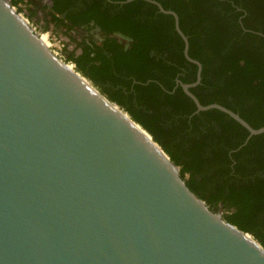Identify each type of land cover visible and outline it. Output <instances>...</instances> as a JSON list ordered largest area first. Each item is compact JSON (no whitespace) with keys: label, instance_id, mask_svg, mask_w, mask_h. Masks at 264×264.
I'll list each match as a JSON object with an SVG mask.
<instances>
[{"label":"water","instance_id":"1","mask_svg":"<svg viewBox=\"0 0 264 264\" xmlns=\"http://www.w3.org/2000/svg\"><path fill=\"white\" fill-rule=\"evenodd\" d=\"M0 264H264V244L0 0Z\"/></svg>","mask_w":264,"mask_h":264},{"label":"flooded vegetation","instance_id":"2","mask_svg":"<svg viewBox=\"0 0 264 264\" xmlns=\"http://www.w3.org/2000/svg\"><path fill=\"white\" fill-rule=\"evenodd\" d=\"M15 6L58 36L62 57L110 98L155 117L159 129L199 157V169L186 176L200 194L212 196L220 186L226 196L232 186L261 194L257 214L264 218V132L251 134L228 112L199 106L222 105L251 126L249 119L264 117V0H21ZM213 206L224 216L230 211L222 200Z\"/></svg>","mask_w":264,"mask_h":264},{"label":"trees","instance_id":"3","mask_svg":"<svg viewBox=\"0 0 264 264\" xmlns=\"http://www.w3.org/2000/svg\"><path fill=\"white\" fill-rule=\"evenodd\" d=\"M21 0H11L14 5H18ZM22 9V8H20ZM80 69V68H78ZM124 105V104H123ZM124 107L129 111L134 119L140 122L148 131L152 134L155 140H157L165 150L170 154L171 158L181 166V174L186 179L188 186L199 193L198 186L195 185L194 179L187 178V173L193 174L199 169L200 159L193 152L183 150L178 143L172 140V136L168 132L159 129L156 126V118L144 114L139 109H134L129 105H124ZM255 128L264 126V117L255 119V123L250 121ZM192 157V160H187V157ZM198 160V162H197ZM198 163V164H197ZM232 193L223 195L224 188L222 186L218 187L217 192L214 195H204L200 194L210 206L216 210L218 206H213L214 201L216 204L222 200L225 207L230 209L229 212L225 214L226 218L238 225L240 228L250 231L258 238H261L264 244V218H259L257 210L263 207V195L253 194L250 190H235L232 186ZM234 209V211L232 210Z\"/></svg>","mask_w":264,"mask_h":264},{"label":"built area","instance_id":"4","mask_svg":"<svg viewBox=\"0 0 264 264\" xmlns=\"http://www.w3.org/2000/svg\"><path fill=\"white\" fill-rule=\"evenodd\" d=\"M11 1V0H10ZM17 7V6H16ZM18 8V7H17ZM19 9V8H18ZM20 11H21V13L27 18V20L30 22V24L33 26V28L35 29V31L36 32H38V34L39 35H43L44 33L42 32L43 30L39 27V25H37V24H35L34 22H32L31 20H30V18L27 16V14L22 10V9H20ZM39 27V28H38ZM46 34H47V37H48V39H49V41H50V47L60 56V57H62V55L61 54H59V52L58 51H56L55 49H54V47H53V43L51 42V39H50V36H49V33L48 32H46Z\"/></svg>","mask_w":264,"mask_h":264},{"label":"rangeland","instance_id":"5","mask_svg":"<svg viewBox=\"0 0 264 264\" xmlns=\"http://www.w3.org/2000/svg\"><path fill=\"white\" fill-rule=\"evenodd\" d=\"M31 20V19H30ZM32 21V20H31ZM33 22V21H32ZM36 24V23H35ZM39 28V27H38ZM43 33H46V31H42ZM51 42L53 43V47L56 51L59 52V54L62 55L61 47L63 46V41L59 40V37H54L51 34L49 35ZM256 236V235H255ZM257 237V236H256Z\"/></svg>","mask_w":264,"mask_h":264},{"label":"bare ground","instance_id":"6","mask_svg":"<svg viewBox=\"0 0 264 264\" xmlns=\"http://www.w3.org/2000/svg\"><path fill=\"white\" fill-rule=\"evenodd\" d=\"M45 34H46V33H44L43 35H41V38H42ZM46 39L48 40L47 45L50 47V41H49V39H48V37H47V34H46ZM42 40L45 42V39L42 38ZM70 65L72 66V64H69V66H70ZM71 66H70V67H71ZM71 68H74V67L72 66Z\"/></svg>","mask_w":264,"mask_h":264}]
</instances>
